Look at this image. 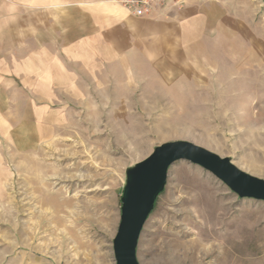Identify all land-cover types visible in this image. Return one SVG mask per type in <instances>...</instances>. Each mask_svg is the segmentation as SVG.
<instances>
[{
    "label": "rangeland",
    "instance_id": "obj_1",
    "mask_svg": "<svg viewBox=\"0 0 264 264\" xmlns=\"http://www.w3.org/2000/svg\"><path fill=\"white\" fill-rule=\"evenodd\" d=\"M237 2L230 26L194 47L191 89L85 85L42 102L19 80L0 86V264H115L126 170L164 143H192L264 180V2ZM136 259L264 264V201L177 161Z\"/></svg>",
    "mask_w": 264,
    "mask_h": 264
},
{
    "label": "crops",
    "instance_id": "obj_2",
    "mask_svg": "<svg viewBox=\"0 0 264 264\" xmlns=\"http://www.w3.org/2000/svg\"><path fill=\"white\" fill-rule=\"evenodd\" d=\"M173 2L136 18L112 0H0V86L19 80L42 102L78 94L85 85L104 87L106 94H117L119 86L191 89L198 40L230 26L240 4Z\"/></svg>",
    "mask_w": 264,
    "mask_h": 264
},
{
    "label": "water",
    "instance_id": "obj_3",
    "mask_svg": "<svg viewBox=\"0 0 264 264\" xmlns=\"http://www.w3.org/2000/svg\"><path fill=\"white\" fill-rule=\"evenodd\" d=\"M177 161L200 166L239 198L264 201V180L241 171L228 158L186 141L156 146L148 157L126 170L120 222L112 242L115 264H139L136 248L140 233L164 190L168 169Z\"/></svg>",
    "mask_w": 264,
    "mask_h": 264
},
{
    "label": "built area",
    "instance_id": "obj_4",
    "mask_svg": "<svg viewBox=\"0 0 264 264\" xmlns=\"http://www.w3.org/2000/svg\"><path fill=\"white\" fill-rule=\"evenodd\" d=\"M121 6L130 16L136 18L151 17L155 10L165 8L171 0H112ZM177 6L183 5V0H173Z\"/></svg>",
    "mask_w": 264,
    "mask_h": 264
},
{
    "label": "bare ground",
    "instance_id": "obj_5",
    "mask_svg": "<svg viewBox=\"0 0 264 264\" xmlns=\"http://www.w3.org/2000/svg\"><path fill=\"white\" fill-rule=\"evenodd\" d=\"M262 34H264V33H262ZM262 52L263 51L261 50L259 45L255 42H252L251 48H249V52L247 53L248 54L247 60H249V62H256L257 59L259 58L258 56H260V54Z\"/></svg>",
    "mask_w": 264,
    "mask_h": 264
}]
</instances>
